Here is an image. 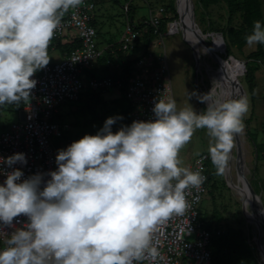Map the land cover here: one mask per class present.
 I'll return each mask as SVG.
<instances>
[{
  "label": "clouds",
  "instance_id": "obj_1",
  "mask_svg": "<svg viewBox=\"0 0 264 264\" xmlns=\"http://www.w3.org/2000/svg\"><path fill=\"white\" fill-rule=\"evenodd\" d=\"M83 0H0V106L29 103L34 75L50 63L48 49L61 21ZM246 44L264 45V23L253 22ZM189 93L207 107L178 108L154 100V119L136 120L113 132L122 116L109 117L95 135L58 150L56 170L24 179L17 163L25 153L0 156V231H13L0 249V264H141L154 262L156 226L190 207V189L207 177L181 166V150L196 130H206L208 154L223 175L244 132L246 97ZM45 176L50 179L45 180ZM27 220L17 227L18 217ZM6 232V231H5Z\"/></svg>",
  "mask_w": 264,
  "mask_h": 264
},
{
  "label": "built area",
  "instance_id": "obj_2",
  "mask_svg": "<svg viewBox=\"0 0 264 264\" xmlns=\"http://www.w3.org/2000/svg\"><path fill=\"white\" fill-rule=\"evenodd\" d=\"M131 1L124 4L125 13L129 12ZM96 7L95 0H83L79 8L70 9L65 14L61 27L56 31L50 43L48 52L60 51L57 40L64 35L77 38L80 46L65 55H62L60 51L62 55L60 59L50 62L46 68L32 77L38 83L32 91L31 101L25 103L20 110L21 119L13 122L9 129L0 131V156L7 158L15 153L26 154V165L17 163L13 166L23 171L24 179L36 173L56 170L55 158L58 150L66 149L71 143L57 144L54 138H63L65 134L75 131L71 123L62 122L57 115L60 114L64 104L69 101H78L86 89L102 91L117 87L121 91L125 86L126 96L133 104L132 122L154 119L152 111L154 100L159 96L165 100H175L166 57H161L159 66H155L154 58H150L148 64L141 59L138 64L142 68L138 73H133L126 85L121 78L90 77L84 79L83 75L86 70L111 48L109 46L101 50L98 46V31L94 25ZM165 16H167V11L164 6L150 9L148 23L153 26L157 35L156 40L154 39L149 45L151 49L155 45L164 44V35L168 31L169 33L180 32L172 29L178 20L168 22L167 31L161 32V20ZM141 36L142 32L128 21L120 41L123 50L132 49ZM112 52L114 53L115 50L113 49ZM208 161L209 155L203 153L189 166L194 171H201L207 179L199 190H189L187 200L190 207L184 215L171 216L156 226L153 241L158 248L159 256L154 262L144 261L141 264H212L213 230L206 226L201 210L209 189ZM0 167L6 171L12 170L6 165H0ZM5 179V176L0 175V183H3ZM47 179L50 177L45 176V180ZM17 220L19 223L16 226L21 227L27 218L21 216ZM5 231H0V249H3L4 241L8 239L7 232L10 234L13 229L7 228ZM220 232L221 229L217 230V233Z\"/></svg>",
  "mask_w": 264,
  "mask_h": 264
},
{
  "label": "rangeland",
  "instance_id": "obj_3",
  "mask_svg": "<svg viewBox=\"0 0 264 264\" xmlns=\"http://www.w3.org/2000/svg\"><path fill=\"white\" fill-rule=\"evenodd\" d=\"M199 0H191L195 6L196 20L199 27L203 32H217L214 30L215 27H222L226 23V18L228 15L227 6L225 3L217 2L212 4L208 9L205 5L198 3ZM263 4L264 11V0H261ZM96 2V1H95ZM132 4L136 7L135 12V22L138 21L140 17L148 18L150 17V7L152 9H158L161 6H165L168 0H132ZM126 0H119L118 3L110 2L105 0L103 3L97 4L96 7V28L98 31L97 43L101 50L106 49L107 47L113 44L118 45L121 41V38L126 30L127 26V16L124 12V4ZM166 7V6H165ZM210 11L212 18L207 14ZM240 18L236 20L239 23ZM180 21L173 25L174 30H180ZM183 27V25H182ZM70 34V33H67ZM207 43L211 44L212 40L219 41L223 46L220 38L217 35H208ZM156 40V38H155ZM111 44V45H110ZM224 49V46H223ZM256 49V45L249 47L248 45L243 49H238L233 47L232 55L245 62L248 61L247 55ZM225 50V49H224ZM50 62L56 61L60 58V51H49ZM227 53V52H225ZM126 60H134V63L131 65L132 73H138L142 66L138 62L142 59L146 64H148L150 58L155 59V66H159L161 63V57H166L169 65L170 77L174 89L175 101L178 108L185 106H192L193 109L197 112L203 111L204 108L201 107L200 102L196 97H192L189 100V93L196 91L198 93L199 89H204L207 93L213 87L212 80L207 71V65H212V67H217L218 60L213 58L211 55H207L203 58V63L201 66L198 63L194 55V50L192 46L184 39L182 32L175 33H165L164 35V44L155 45L152 49L149 48L146 53L144 50V45L142 39L136 41L134 47L128 51H125ZM209 59H208V58ZM225 58V54L223 55ZM109 58V57H108ZM207 59V60H206ZM105 64L97 65V71L101 69H106L107 74L102 75L101 77H111L116 70V67L120 66L122 60H119V55L116 53L114 59L109 58ZM209 61V62H208ZM232 66V77L236 80V83L228 81V90L227 94H230L232 98L239 99L243 97V92L239 89L237 81L239 80L242 84V88L245 92V97L247 98L249 110L244 117V132L241 134L242 139V149L245 163H246V178L252 188L253 198L255 196L260 200L261 205L264 209V59L261 63L260 69L257 71V83L258 87L256 88V98L253 102L251 96L246 88L243 85L242 80L245 75L243 73V68L241 63L235 59L229 60ZM107 63V64H106ZM95 64V63H94ZM96 65V64H95ZM198 68V75L197 74ZM92 67H89L84 73V79L90 78L87 75L90 72ZM202 69V70H201ZM96 71V70H95ZM92 72V71H91ZM196 77L199 86H196ZM100 78V77H99ZM221 79L218 80V85L220 87H225ZM225 85V86H224ZM120 90L117 87L108 88L100 91L101 102H94L93 105L100 114L107 113V109L111 106V100L119 96ZM216 93L218 94L217 90ZM104 101H106L104 103ZM87 102L83 100L67 102L61 107V112L58 118L62 122L71 123L75 127V131L72 133H67L63 138H54V142L59 144H67L69 142H74L79 140L78 133L84 132L86 134H96L102 127V123H92L93 114L90 112V107H87ZM207 107V105H206ZM22 105H16L15 107L5 106L0 108V131L7 130L13 122H16L21 119L20 110ZM255 112V118L251 123L250 131L255 135L249 137L246 127V119H248L252 112ZM118 111H109L107 113V118L118 116ZM58 116V115H57ZM114 125H117L116 123ZM77 136V137H76ZM208 145L209 137L206 134V130H196L191 142L187 144L180 152V159L182 161L181 166L188 167V165L194 163L198 156L203 153L208 154ZM238 149H235V152ZM209 155V154H208ZM211 158L209 156V161L207 166L213 171L212 180L210 184L214 181H218V187L216 189V199L217 206L219 211L227 218V223L240 228L243 230L249 238V245L252 248L255 257L257 259V264H261L260 261V252H258L256 243H255V232L254 226L251 219L249 218L247 212V218L244 215L243 211V198L239 192L231 187L226 180L225 172L223 175H216V169L214 165L210 164ZM228 177H232L237 183L241 184V177L239 168H226ZM225 170V171H226ZM238 175V176H237ZM223 180H226V187L222 185ZM238 192V193H237ZM222 193V196L219 194ZM239 195V196H238ZM213 201L210 198V195H207L201 205V210L203 215L206 218L210 217L213 213Z\"/></svg>",
  "mask_w": 264,
  "mask_h": 264
},
{
  "label": "trees",
  "instance_id": "obj_4",
  "mask_svg": "<svg viewBox=\"0 0 264 264\" xmlns=\"http://www.w3.org/2000/svg\"><path fill=\"white\" fill-rule=\"evenodd\" d=\"M95 1L96 4H100L103 3L105 0ZM109 1L114 3L119 2V0ZM129 1L131 0H126V2ZM168 1L169 2L165 4L166 7L164 6L167 11V16H165L161 20L160 25V30L163 33L167 31L168 22L179 19V14L177 12L176 7V0ZM197 2H200L201 4L205 5L207 9L212 4L217 2L226 4L228 12L226 23L222 25V27H215L214 30L223 33L225 42L227 44V50L225 51L228 55H232L233 47L243 49L247 46L245 36L251 33L254 21L259 20L264 23V11L261 0H199ZM149 7L152 8L150 4ZM135 12L136 7L131 2L130 10L128 13H126L127 20L133 23L137 30H140L142 32V36L139 39H142L144 50L147 53L150 43L157 37V35L154 32L153 26L148 23V18L140 17L138 21L135 22ZM207 14H209V16L212 18L210 11H208ZM238 17L240 18L239 23L236 21ZM96 23L97 19L95 18V26ZM205 33L207 32L205 31ZM57 41L62 55H65L66 53H71L73 50L80 46L79 40L77 38L70 37L69 35H64ZM113 49L115 50L114 53L112 52ZM116 53H118L119 60H122L123 63L117 67V70H115V73L111 77L113 79H123L126 85L129 79L133 76L131 65L134 63V60H126V54H124L125 51L122 48L121 42H119L118 45L113 44L112 47L106 51L107 55H103V57L100 58V61H105L108 63L107 60H109V58L114 59V55ZM247 59L248 61L246 64V72L243 77L242 83L246 86L251 96V100L254 102L256 98V88L258 87L257 71L260 69L261 63L264 59V45H256V49L252 50L247 55ZM79 100L86 101L88 105L87 107H90V112L93 114V118L91 121L92 123H102V125H104L107 113L109 111H118V116L123 117L122 120H118L116 122L117 125L112 126V130L114 132L118 131L122 126L131 125L132 123L131 114L133 111V104L126 96L125 86L121 89L119 96L111 100L112 104L110 108L107 109V113L100 114L98 111H96L93 105L94 102H101L100 91H92L90 89H86L81 94ZM105 102L106 101H104V103ZM24 104L25 103H20L8 106L15 107L16 105H22L23 107ZM200 104L201 107H203L204 109L206 108V104ZM5 106L7 105H3L1 107ZM57 118H60L59 115L57 116ZM254 118L255 112L253 111L251 116L245 121L249 137L255 135L250 131V126ZM84 135H86V133L84 132H80L77 134V136H79V139H81ZM207 172L209 173V189L207 195H210V198L213 201V213L208 218L203 215V218L206 223V226L210 230H213L211 244L212 264H257V259L252 248L249 245V238H247L245 232L240 228L228 224L226 222L227 218H225L224 215L219 211L215 195L216 190H218L216 189L218 187V181H214L210 184V181L212 180L213 176V171L209 169L208 166ZM222 185L226 187V180H223ZM219 196H222V193H220ZM219 229H221V232L217 233V230Z\"/></svg>",
  "mask_w": 264,
  "mask_h": 264
},
{
  "label": "bare ground",
  "instance_id": "obj_5",
  "mask_svg": "<svg viewBox=\"0 0 264 264\" xmlns=\"http://www.w3.org/2000/svg\"><path fill=\"white\" fill-rule=\"evenodd\" d=\"M180 2H181V9H185V8L189 7V3H190V6L192 5V7L195 9V6L191 2V0L190 1L180 0ZM185 17L188 21L189 15L187 13H186ZM180 25L181 26H180L179 31L184 30V27H182V25H183L182 22H180ZM172 29H173V26H172ZM174 31H177V30H174ZM185 34H186L187 38L189 39V41L191 42V44L193 45V47L196 51L198 63L200 66L203 63L202 62L203 58H205L207 55H211L213 58L218 60L219 64L217 65V67L214 68V67H212V65H207V71H208V74L210 75V78L212 80V85H213V81H218L219 79L224 81L223 83H225V85H226V86L224 85L225 87L222 88L217 83L216 90H217L218 94H220L221 92L226 93L228 90V81L229 82L231 81L232 83L235 84L236 80L232 77V74H231V71H232L231 63H232V61L230 63V61L227 60V58L223 57V55L225 54L226 51L223 49V46L221 45V43L219 41L212 40L211 41L212 43L208 44L207 43V39L209 38L208 35L204 36L199 31H194V32L193 31H185ZM211 36H213V35H211ZM220 40H221V38H220ZM221 42H222V40H221ZM239 89L242 91L240 86H239ZM243 97H245L244 93H243ZM237 137L239 139H237ZM239 145L242 148L241 134L237 135L234 138V147H233L232 152H231V159L229 161L228 166H229V168H232V169L239 168V171L241 169L245 173V171H246V163H245V157H244L245 153H243V149H242V157L241 156L238 157L237 150L235 152V149H238ZM245 175H246V173H245ZM241 181H242V179H241ZM230 182H231L232 187L235 188L239 192V193L238 192L237 193L240 194L243 198L244 205L246 208V212H247L249 218L251 219L252 224L255 228L254 229L255 243H256L258 252H260V261H261V264H264V222H263L264 220H263L262 214L260 212L261 209L259 208L260 206L262 207V205H260V203H254L253 202V200H255V199L253 198L252 191L250 189H248L247 187H243L242 183L241 184L237 183L232 177H230Z\"/></svg>",
  "mask_w": 264,
  "mask_h": 264
},
{
  "label": "water",
  "instance_id": "obj_6",
  "mask_svg": "<svg viewBox=\"0 0 264 264\" xmlns=\"http://www.w3.org/2000/svg\"><path fill=\"white\" fill-rule=\"evenodd\" d=\"M190 1V0H188ZM176 7H177V12L179 14V21L183 23V27H184V30H181L182 32V35L184 37V39L192 46L193 50H194V55H195V58L197 60V67H198V58H197V54H196V51L193 47V45L191 44V42L189 41V39L187 38L186 34H185V31H199L200 33H202L204 36H207V35H217L221 38L222 42H223V46H224V49L227 50V44L225 42V38H224V35L222 32H203V30L199 27L198 23H197V20H196V13H195V9L192 7V5L190 6V3H189V7L185 8V9H181V2L180 0H176ZM186 13L189 15V20L187 21L185 15ZM184 14V15H183ZM178 23V22H177ZM225 58H227V60H231V59H235L236 61L240 62L242 64V67H243V73L244 71H246V64H247V61L243 62L237 58H235L233 55H228L227 53H225ZM198 75V68H197V74ZM196 82H197V77H196ZM237 84L240 86V88L242 89L244 95H245V92L242 88V84L240 83V81L238 80L237 81ZM196 86L198 87V83H196ZM199 92L200 94H205L207 93L206 91H204V89H199ZM237 139H239L237 137ZM239 141V140H238ZM237 153H238V157H242V148L241 146L239 145L238 147V150H237ZM240 165V164H239ZM240 174V177L242 179V185L243 187H247L248 189H250L252 191V188L250 187L248 181H247V178H246V175L245 173L243 172V170L240 169V171L238 172ZM225 175H226V180H227V183L232 187L231 185V182H230V179L228 177V173H227V170L225 171ZM254 203H260L261 205V202L260 200L255 196V200H253ZM261 210V214H262V217H263V220H264V209L263 207H259ZM263 209V210H262ZM243 211H244V215L247 218V214H246V208H245V205H244V201H243ZM264 222V221H263Z\"/></svg>",
  "mask_w": 264,
  "mask_h": 264
},
{
  "label": "crops",
  "instance_id": "obj_7",
  "mask_svg": "<svg viewBox=\"0 0 264 264\" xmlns=\"http://www.w3.org/2000/svg\"><path fill=\"white\" fill-rule=\"evenodd\" d=\"M105 50V49H104ZM107 55V54H106ZM62 57V55L60 56V58ZM59 58V59H60ZM123 63V62H122ZM121 63V64H122ZM96 64V65H95ZM93 66H92V69H91V71L90 72H88L87 73V75L88 76H90V77H101L99 74H102V75H106L107 74V72H106V69H101V67L99 68V70L97 71V65L98 66H100L101 64H105V61H100V59L95 63ZM96 70V71H95ZM116 70H117V67H116ZM191 165V164H190ZM190 165H188V167L190 166Z\"/></svg>",
  "mask_w": 264,
  "mask_h": 264
}]
</instances>
